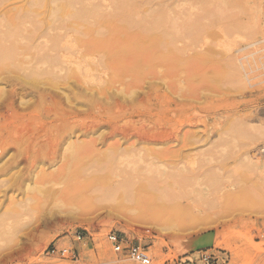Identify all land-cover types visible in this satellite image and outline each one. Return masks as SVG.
<instances>
[{"label": "rangeland", "instance_id": "obj_1", "mask_svg": "<svg viewBox=\"0 0 264 264\" xmlns=\"http://www.w3.org/2000/svg\"><path fill=\"white\" fill-rule=\"evenodd\" d=\"M83 1L95 13L76 20L81 6L66 0H0V264H135L113 252L111 232L145 248L151 264H187L199 250L217 264H264V170L248 161L264 166L255 156L264 146V0H128L119 16L114 0ZM102 40L182 47V61L151 70L127 90L157 104L174 100L172 128L192 133L184 137L191 146L182 139L173 158L147 168L146 180L116 192L72 168L65 139L72 127L63 117L64 92L72 93L64 71L53 67V57L67 59L79 45ZM139 184L161 187L170 202H196L207 219L169 225L136 216L127 207ZM216 225L217 233L208 231ZM223 232L230 245L220 242ZM208 235L216 237L210 246L196 243ZM243 236L257 247L238 256ZM69 245L76 262L51 252Z\"/></svg>", "mask_w": 264, "mask_h": 264}, {"label": "bare ground", "instance_id": "obj_2", "mask_svg": "<svg viewBox=\"0 0 264 264\" xmlns=\"http://www.w3.org/2000/svg\"><path fill=\"white\" fill-rule=\"evenodd\" d=\"M127 1L114 0L116 8L115 11L112 8V11L119 16L120 12H124V7L128 3ZM88 2L91 3V1ZM66 3L70 6L76 4L81 6V9L75 11L73 14L76 20L86 19V17L95 13V11L90 10L91 8H88L89 6L83 0H66ZM99 5H103V3L100 4L99 2L98 12L101 11L99 10ZM91 6H93L92 3ZM95 6L97 7L96 3ZM114 13L112 12L110 16ZM95 16L98 17V15H94V18ZM84 23H86V20H84ZM133 40L135 39L133 38ZM105 41L81 44L71 52L72 54L67 59L64 58V60H58L53 57L56 60L53 67L59 69V72L64 71L61 78L66 88L72 93L69 96L66 91L64 92L66 108L63 109V117L67 123L71 122L72 127L65 138L69 152L67 158L71 161L72 168L78 174L87 175L90 178L88 179L89 181L92 179V182L95 181L98 185H106L110 190L116 192V190L127 188V186L133 188L130 187L131 184L135 186L138 182L146 180L147 168L162 167L166 154L169 158H173L170 156L172 155L171 151L175 150L177 153V150L182 148L179 147L181 146L179 144L182 142V139L183 146L187 147L188 144L191 146L192 144L189 142L188 144L184 142V137L185 140H188L191 137L186 139L187 136H190L192 133L186 131L182 133L181 128H172L175 122L176 112L178 111V105L174 100H169L166 104H157L158 99H155L157 102H153L145 96L133 97V92L129 93V90L133 86L135 88V85H133L134 82H131L134 79L137 81L139 78L138 80L144 82L142 77L148 75L151 70L157 67L173 66L182 61L179 53L182 47L160 40ZM49 50L52 51V46ZM54 50L56 49L54 48ZM61 50L63 51V48H60ZM42 51H45V49ZM46 51L44 52L45 54ZM53 54H56L55 51ZM3 55L0 53V56ZM48 57L50 56H46L47 59ZM61 58H63V55ZM99 67L103 69L100 70ZM50 68L52 69V67ZM102 74L103 76H101ZM55 82L57 83V81ZM104 83L107 87L102 86ZM57 84L60 83L58 82ZM130 85L131 88L127 90ZM139 85L136 83L137 89H140L141 85L140 87ZM106 101H108V104L105 105ZM184 121L182 122L184 123ZM93 136L96 137L93 138ZM258 137L264 140V129L258 131ZM169 152L171 154H168ZM185 155L186 153H184ZM248 161L251 166L264 170V166L259 161L253 162V158ZM170 163L172 162L168 164ZM74 165L76 169L73 167ZM152 168L149 169L152 170ZM71 175H73V172ZM145 185L137 186V189H135L137 192L133 196L134 198H130L131 200L133 199L132 202H128L129 206L127 209L132 211L136 216L169 225H174L175 223L178 225L182 223L195 225L207 219L200 217L195 210L196 202H170L165 198L167 195L163 194L164 192L161 191V187H158L157 190L153 189L155 193L152 190L149 191V188H147L149 186L145 187ZM123 192L120 191L121 194ZM128 195L131 194L128 193ZM1 204L2 202L0 203V210L2 208ZM261 209L256 210L260 211L258 213H262L263 211ZM12 210L14 211L15 209L12 208L9 212L14 215L17 214ZM3 211L4 209L1 213ZM6 211L4 212L6 213ZM16 211L19 212L17 209ZM250 224L253 225L254 222ZM195 229L196 227H193L189 233H195ZM210 230L217 233V225L208 229V231ZM243 237H245V240H243L245 241L243 243L245 246L244 248L242 245V248L238 247V256L246 253L247 248L257 247L253 244L250 237ZM215 238L213 235H208L197 240L196 243H200L203 248L208 247ZM220 242L230 245L232 242L231 234L229 232L220 233ZM13 254L10 255L13 256Z\"/></svg>", "mask_w": 264, "mask_h": 264}, {"label": "built area", "instance_id": "obj_3", "mask_svg": "<svg viewBox=\"0 0 264 264\" xmlns=\"http://www.w3.org/2000/svg\"><path fill=\"white\" fill-rule=\"evenodd\" d=\"M255 156L264 160V146L257 149ZM75 241L82 240L80 235H74ZM107 242L111 245L114 253L127 257L128 260L135 264H151V258L147 254V250L143 247L132 245L122 239L116 233H109L106 236ZM52 254H58L66 260L76 262L79 258L78 251L72 246H60L59 248L52 246ZM196 255V256H195ZM187 264H217V258L207 251L199 250L192 255L186 257Z\"/></svg>", "mask_w": 264, "mask_h": 264}]
</instances>
